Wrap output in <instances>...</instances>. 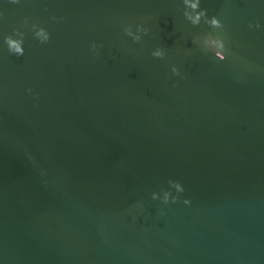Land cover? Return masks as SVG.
<instances>
[{
  "label": "water",
  "instance_id": "1",
  "mask_svg": "<svg viewBox=\"0 0 264 264\" xmlns=\"http://www.w3.org/2000/svg\"><path fill=\"white\" fill-rule=\"evenodd\" d=\"M201 7L223 63L180 0H0V264H264V0Z\"/></svg>",
  "mask_w": 264,
  "mask_h": 264
},
{
  "label": "clouds",
  "instance_id": "2",
  "mask_svg": "<svg viewBox=\"0 0 264 264\" xmlns=\"http://www.w3.org/2000/svg\"><path fill=\"white\" fill-rule=\"evenodd\" d=\"M12 3H18L19 0H11ZM182 5L181 14L183 19L191 26L197 27L201 23L208 26L212 31L205 32L195 38V43L208 54L209 59L213 62L223 63L228 60L230 49L226 44V38L224 35V23L218 15L209 16L206 8L201 7L202 0H180ZM249 29L254 25L249 23ZM255 28L259 29L260 24H255ZM33 35L40 43H47L50 39V33L44 28L36 24L32 25ZM123 32L127 37H130L134 43H139L142 40V36L148 34V28L142 23L135 25L133 30L132 24L128 23L123 25ZM24 34L16 32L14 35L3 36L2 44L6 46L7 51L16 57H23L25 55L24 48ZM101 45L96 42H92L90 50L93 54H96ZM150 55L153 58L163 59L166 55L165 49L162 47H155L151 50ZM171 74L173 76L180 75V69L173 64L171 66ZM29 94H32V89H26ZM185 189L183 184L179 180L169 179L167 180V188H161L159 191H152L150 193V199L152 201H158L162 205L182 203L185 206L191 204V200L188 198L181 199L182 193ZM161 215L163 212L161 211Z\"/></svg>",
  "mask_w": 264,
  "mask_h": 264
}]
</instances>
